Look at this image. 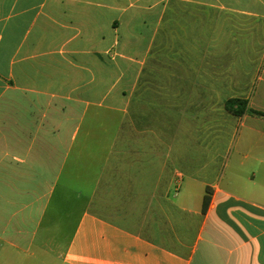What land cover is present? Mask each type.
<instances>
[{
  "label": "crops",
  "instance_id": "obj_1",
  "mask_svg": "<svg viewBox=\"0 0 264 264\" xmlns=\"http://www.w3.org/2000/svg\"><path fill=\"white\" fill-rule=\"evenodd\" d=\"M252 111L264 0H0V264H264Z\"/></svg>",
  "mask_w": 264,
  "mask_h": 264
},
{
  "label": "rangeland",
  "instance_id": "obj_2",
  "mask_svg": "<svg viewBox=\"0 0 264 264\" xmlns=\"http://www.w3.org/2000/svg\"><path fill=\"white\" fill-rule=\"evenodd\" d=\"M153 70L156 74L159 73V68H153ZM217 105L219 107L221 106V104L219 103H217ZM216 117H217V123L215 125L216 127L215 139L217 142L216 154L223 156L224 158L230 157L231 155H235L236 153L245 155L244 150L238 151V148L240 147V144L243 140V133L241 134L242 128L240 127L239 122L236 125L234 121L233 123H227V122L222 123L221 116L217 115ZM259 124L262 127H264V119H261V121H259ZM228 171L229 170L227 169L226 173H228ZM59 243H62V242H59ZM60 245L62 244H57V243L48 244L50 249H54ZM36 253L40 254V252H36ZM38 261L40 262V259H38ZM42 261L43 263H46V264H60L61 263L60 258L58 259L57 258H46V259H43ZM36 262H37L36 258L29 260V264H36Z\"/></svg>",
  "mask_w": 264,
  "mask_h": 264
},
{
  "label": "trees",
  "instance_id": "obj_3",
  "mask_svg": "<svg viewBox=\"0 0 264 264\" xmlns=\"http://www.w3.org/2000/svg\"><path fill=\"white\" fill-rule=\"evenodd\" d=\"M245 107H246V102L244 100L240 99H228L225 102V108L227 111H229L233 116L239 117L243 113H245ZM251 113L264 117V113L259 112V111H252Z\"/></svg>",
  "mask_w": 264,
  "mask_h": 264
}]
</instances>
